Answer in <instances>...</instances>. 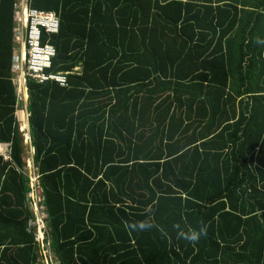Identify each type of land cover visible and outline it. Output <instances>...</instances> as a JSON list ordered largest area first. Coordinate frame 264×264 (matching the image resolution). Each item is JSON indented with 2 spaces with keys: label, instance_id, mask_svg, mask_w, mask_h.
Masks as SVG:
<instances>
[{
  "label": "trees",
  "instance_id": "1",
  "mask_svg": "<svg viewBox=\"0 0 264 264\" xmlns=\"http://www.w3.org/2000/svg\"><path fill=\"white\" fill-rule=\"evenodd\" d=\"M17 4L0 0V264H43L39 244L56 264H264V92L236 106L225 91L221 0H30L59 18L42 39L67 83L27 81L43 239L15 115Z\"/></svg>",
  "mask_w": 264,
  "mask_h": 264
},
{
  "label": "built area",
  "instance_id": "2",
  "mask_svg": "<svg viewBox=\"0 0 264 264\" xmlns=\"http://www.w3.org/2000/svg\"><path fill=\"white\" fill-rule=\"evenodd\" d=\"M59 28V18L52 11H42L30 6V0H18L14 16V40L23 45L25 53L17 55L12 66L15 79L24 78L32 80L36 84L53 82L61 88L67 86L66 73H47L51 67L52 59L55 56V48L48 42H44V35L56 34ZM25 81V83H26ZM17 84V81L14 80ZM23 101V99H20ZM32 153L33 149L31 148ZM11 163L10 151L4 153L0 146V162ZM12 165V163H11ZM28 167V166H27ZM29 169V193L28 209L31 213L30 225L36 228L37 234L44 229V220L47 218V211L43 204V194L38 184V176L33 166ZM40 227V229H39ZM43 246V244H41ZM43 264H56L46 247H43Z\"/></svg>",
  "mask_w": 264,
  "mask_h": 264
},
{
  "label": "crops",
  "instance_id": "3",
  "mask_svg": "<svg viewBox=\"0 0 264 264\" xmlns=\"http://www.w3.org/2000/svg\"><path fill=\"white\" fill-rule=\"evenodd\" d=\"M231 1V0H230ZM262 0H235L237 10L241 9H252L253 11H262L261 7L256 9V5L260 4ZM229 2L226 0H221V32L224 31L225 26L227 25L228 32L226 36L222 38L220 41L222 43V47L224 48L223 52L227 53L228 62L226 64V75H227V87L225 91L231 96L236 97V106L237 103L242 100L246 101L248 97H256L260 96L262 92H264V36H261L262 29H264V13L262 15V19L257 22L244 23L240 21L243 15L240 12H236L237 16L233 22L232 14L235 13L233 9L228 5ZM232 3V2H231ZM261 5V4H260ZM262 6V5H261ZM224 12V15H223ZM254 19V17H253ZM244 21V20H243ZM248 28H253L252 36L249 37L247 32ZM13 39H14V28H13ZM226 46V47H225ZM16 50H18L17 55L23 56L25 53V49L23 45L16 43L14 40V59L16 58ZM245 52V53H244ZM239 53H242L243 56H240ZM251 57H254L255 60L249 62ZM13 59V61H14ZM79 69V68H75ZM12 82L15 88V94L17 98L15 113L17 117V123L19 125V129L21 127V118L24 124L29 125V112H28V89H27V81L24 78L15 79V75L13 72ZM240 75H243L244 82H242L239 78ZM17 81L18 86L14 82ZM26 81V83H25ZM248 90V96L242 95L244 91ZM264 94V93H262ZM20 99H23L21 101ZM26 107V108H25ZM25 114V115H24ZM24 115V116H23ZM30 134V129L28 130V135ZM31 136V134H30ZM29 136V137H30ZM31 139V138H30ZM27 145V144H26ZM28 146V145H27ZM29 148V147H28ZM32 147L30 146V149ZM33 149V148H32ZM32 161V157H31ZM32 165V162H31Z\"/></svg>",
  "mask_w": 264,
  "mask_h": 264
},
{
  "label": "rangeland",
  "instance_id": "4",
  "mask_svg": "<svg viewBox=\"0 0 264 264\" xmlns=\"http://www.w3.org/2000/svg\"><path fill=\"white\" fill-rule=\"evenodd\" d=\"M26 108V107H25ZM25 115V114H24ZM23 115V116H24ZM27 116L25 115L24 116V118H21V127H20V131L22 132V135L24 136V143H25V145L27 144L28 146L27 147H29V149L27 148V152H26V154H25V156H26V163H27V166H28V168H30L31 167V157L33 156V153H32V150L30 149V138H31V136H30V134L28 135V130L30 129V127L28 126V124L26 123V125L23 123L26 119ZM22 119H24V121L22 120ZM30 136V137H29ZM39 229H40V227H39ZM41 231L38 233V236L41 238V239H43L44 238V235H43V230L42 229H40ZM43 247H44V245L43 246H41V244H39V248H41V254L43 255V251H44V249H43Z\"/></svg>",
  "mask_w": 264,
  "mask_h": 264
},
{
  "label": "clouds",
  "instance_id": "5",
  "mask_svg": "<svg viewBox=\"0 0 264 264\" xmlns=\"http://www.w3.org/2000/svg\"><path fill=\"white\" fill-rule=\"evenodd\" d=\"M190 239H195L196 237H195V235H193V236H191V237H189Z\"/></svg>",
  "mask_w": 264,
  "mask_h": 264
}]
</instances>
